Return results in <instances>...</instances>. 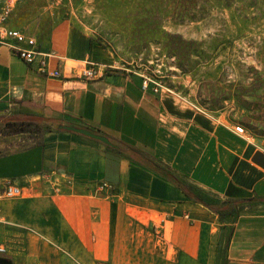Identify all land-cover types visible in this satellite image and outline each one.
Masks as SVG:
<instances>
[{
  "label": "crops",
  "instance_id": "1",
  "mask_svg": "<svg viewBox=\"0 0 264 264\" xmlns=\"http://www.w3.org/2000/svg\"><path fill=\"white\" fill-rule=\"evenodd\" d=\"M29 2L14 0L4 26L34 37L62 77L0 43V114L53 126L31 145L20 135L0 138V256L12 264H264V166L255 159L264 147L235 131L234 116L199 112L180 93L145 92L141 76L124 67L82 77L87 59L110 64L107 52L65 17L35 29ZM61 124L90 128L116 146ZM133 148L197 186L222 213ZM8 181L22 194L8 196ZM103 182L114 189H100Z\"/></svg>",
  "mask_w": 264,
  "mask_h": 264
},
{
  "label": "rangeland",
  "instance_id": "2",
  "mask_svg": "<svg viewBox=\"0 0 264 264\" xmlns=\"http://www.w3.org/2000/svg\"><path fill=\"white\" fill-rule=\"evenodd\" d=\"M25 8L35 29L61 17L87 27L110 64L156 71L213 114L234 116L264 147V0H30ZM25 137L23 146L32 143Z\"/></svg>",
  "mask_w": 264,
  "mask_h": 264
},
{
  "label": "built area",
  "instance_id": "3",
  "mask_svg": "<svg viewBox=\"0 0 264 264\" xmlns=\"http://www.w3.org/2000/svg\"><path fill=\"white\" fill-rule=\"evenodd\" d=\"M14 6V0H8V2L3 7L0 12V43L8 45L13 52H15L21 59L27 62L29 65L36 64L37 69L41 72L47 73V75L52 77H62L60 70H49V65L47 61L48 55L50 53L44 52L38 48L37 41L34 37L27 35L22 30L8 28L4 26L5 21L9 17L12 8ZM87 67L82 70L81 76L85 78H95L99 73V67L113 68L111 64H102L97 61L87 59L85 60ZM160 72V71H159ZM142 78V90L148 91L153 90L155 93H160L162 91L169 93H177L172 88L167 86L163 82V76L157 74L156 71H140L138 72ZM161 73V72H160ZM195 109L204 114H210V111L200 106L197 103H193ZM235 131L241 135H246L247 139H252L251 136L247 135L246 127L239 123L235 126ZM108 188L109 190L114 189V185L103 182L100 185V189ZM6 194L10 197L18 196L22 194V188L15 185L12 181L6 183ZM6 249L0 246V253H5Z\"/></svg>",
  "mask_w": 264,
  "mask_h": 264
},
{
  "label": "trees",
  "instance_id": "4",
  "mask_svg": "<svg viewBox=\"0 0 264 264\" xmlns=\"http://www.w3.org/2000/svg\"><path fill=\"white\" fill-rule=\"evenodd\" d=\"M112 68H109L111 70ZM53 126L49 124L46 120L26 114H15V115H7L0 114V138H4L7 136L13 135H28L29 138L32 139V143L29 145L39 142L42 135L47 131H52ZM63 130V129H58ZM29 138L25 137V139L29 140ZM134 152H138L141 158L146 160L152 168L165 175L169 180L173 181L177 186H179L189 197L195 199L198 202H201L213 209L215 211L222 213V209L219 204L214 201H210L205 199L202 191L195 186L194 184L180 178L176 175L169 166L163 164L160 161H157L156 158L146 155L144 152L134 149ZM226 209L225 211H227Z\"/></svg>",
  "mask_w": 264,
  "mask_h": 264
},
{
  "label": "water",
  "instance_id": "5",
  "mask_svg": "<svg viewBox=\"0 0 264 264\" xmlns=\"http://www.w3.org/2000/svg\"><path fill=\"white\" fill-rule=\"evenodd\" d=\"M59 128L73 131V132L100 140L111 146H116L109 136L96 132L87 127H81V126L71 125V124H61ZM255 159L258 160L261 163V165L264 166V153L262 151L257 152ZM0 264H12V260H10L7 257L0 256Z\"/></svg>",
  "mask_w": 264,
  "mask_h": 264
}]
</instances>
